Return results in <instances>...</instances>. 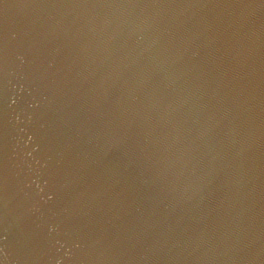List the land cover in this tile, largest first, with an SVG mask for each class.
Returning a JSON list of instances; mask_svg holds the SVG:
<instances>
[{"label": "water", "instance_id": "water-1", "mask_svg": "<svg viewBox=\"0 0 264 264\" xmlns=\"http://www.w3.org/2000/svg\"><path fill=\"white\" fill-rule=\"evenodd\" d=\"M0 264H264V0H0Z\"/></svg>", "mask_w": 264, "mask_h": 264}]
</instances>
